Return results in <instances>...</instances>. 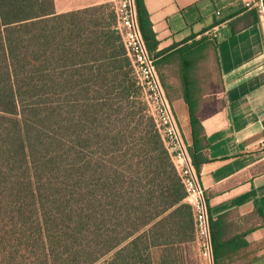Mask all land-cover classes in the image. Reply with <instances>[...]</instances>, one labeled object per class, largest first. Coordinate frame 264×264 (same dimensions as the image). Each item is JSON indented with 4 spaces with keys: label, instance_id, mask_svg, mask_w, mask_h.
<instances>
[{
    "label": "trees",
    "instance_id": "obj_1",
    "mask_svg": "<svg viewBox=\"0 0 264 264\" xmlns=\"http://www.w3.org/2000/svg\"><path fill=\"white\" fill-rule=\"evenodd\" d=\"M190 122L199 173L209 158L193 109ZM185 197L112 5L58 14L54 0H0V264H189ZM210 231L221 264L233 223L210 216Z\"/></svg>",
    "mask_w": 264,
    "mask_h": 264
},
{
    "label": "crops",
    "instance_id": "obj_2",
    "mask_svg": "<svg viewBox=\"0 0 264 264\" xmlns=\"http://www.w3.org/2000/svg\"><path fill=\"white\" fill-rule=\"evenodd\" d=\"M251 1L144 0L182 137L192 144L193 109L206 138L209 161L198 174L209 214L234 226L221 264H264V25ZM105 2L54 0V8Z\"/></svg>",
    "mask_w": 264,
    "mask_h": 264
},
{
    "label": "built area",
    "instance_id": "obj_3",
    "mask_svg": "<svg viewBox=\"0 0 264 264\" xmlns=\"http://www.w3.org/2000/svg\"><path fill=\"white\" fill-rule=\"evenodd\" d=\"M111 4L115 13L116 29L133 65L137 84L147 105L148 113L152 117L174 168L181 179L186 193L185 202L192 207L196 245L205 264H214L210 214L205 190L166 97L157 73L155 59L150 56L143 39L135 0H111ZM246 6L256 9L264 25V0H253L246 3ZM219 14L217 12V15ZM215 36L216 34H214ZM261 148L264 151V141Z\"/></svg>",
    "mask_w": 264,
    "mask_h": 264
},
{
    "label": "rangeland",
    "instance_id": "obj_4",
    "mask_svg": "<svg viewBox=\"0 0 264 264\" xmlns=\"http://www.w3.org/2000/svg\"><path fill=\"white\" fill-rule=\"evenodd\" d=\"M106 1L107 2L103 4H108L110 6L112 5L111 0H106ZM141 97H142L143 102L145 103L142 93H141ZM185 258L188 260L189 264H205V261L202 259L200 255L198 246L194 243L187 247Z\"/></svg>",
    "mask_w": 264,
    "mask_h": 264
}]
</instances>
